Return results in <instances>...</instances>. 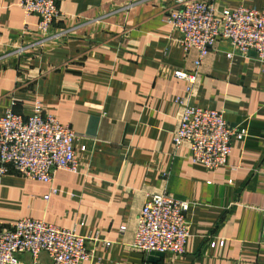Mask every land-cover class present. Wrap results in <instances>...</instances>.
Here are the masks:
<instances>
[{"label":"crops","instance_id":"1","mask_svg":"<svg viewBox=\"0 0 264 264\" xmlns=\"http://www.w3.org/2000/svg\"><path fill=\"white\" fill-rule=\"evenodd\" d=\"M178 1L57 0L60 16L44 34L21 0H0V117H29L41 102L74 130L81 159L78 173L59 170L52 185L3 176L0 226L36 219L98 237L83 264H264V64L219 41L194 85L178 79L198 59L167 22ZM204 1L264 13V0ZM181 101L247 130L225 167L193 162L188 144L174 151ZM162 194L190 203L182 256L133 248L147 197Z\"/></svg>","mask_w":264,"mask_h":264},{"label":"built area","instance_id":"2","mask_svg":"<svg viewBox=\"0 0 264 264\" xmlns=\"http://www.w3.org/2000/svg\"><path fill=\"white\" fill-rule=\"evenodd\" d=\"M20 4L27 18H39L40 33H47L60 16L57 0H21ZM167 22L179 34L186 53L194 49L198 52L195 73L175 72L178 79L191 85L195 84L204 59L219 41L229 43L240 55L256 53L264 64L262 12L245 7L218 12L208 1L181 0L170 11ZM180 103L185 109L173 138L174 151L177 153L188 144L193 162L209 170L225 167L234 140L245 139L247 130L233 129L223 112ZM76 139L74 130L47 113L39 101L29 117L7 110L0 117V179L15 173L52 185L59 170L78 173L81 159L74 145ZM81 150L86 152V146ZM57 193L52 187L45 199ZM189 208L190 203L166 194L148 196L138 219L133 248L146 255H184L191 235ZM100 242L98 237L81 236L42 220L21 219L0 226V264H46L43 255L51 264H83L93 257L90 243L96 246Z\"/></svg>","mask_w":264,"mask_h":264},{"label":"water","instance_id":"3","mask_svg":"<svg viewBox=\"0 0 264 264\" xmlns=\"http://www.w3.org/2000/svg\"><path fill=\"white\" fill-rule=\"evenodd\" d=\"M152 255H156V256H162L163 254H160V253H155V254H152Z\"/></svg>","mask_w":264,"mask_h":264},{"label":"rangeland","instance_id":"4","mask_svg":"<svg viewBox=\"0 0 264 264\" xmlns=\"http://www.w3.org/2000/svg\"><path fill=\"white\" fill-rule=\"evenodd\" d=\"M181 1V0H180ZM179 2V1H178ZM210 3V2H209ZM212 4V3H211Z\"/></svg>","mask_w":264,"mask_h":264}]
</instances>
